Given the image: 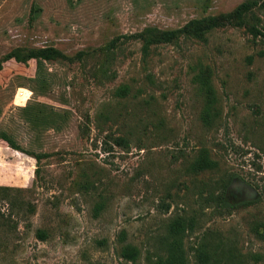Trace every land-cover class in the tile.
Masks as SVG:
<instances>
[{
	"label": "rangeland",
	"instance_id": "rangeland-1",
	"mask_svg": "<svg viewBox=\"0 0 264 264\" xmlns=\"http://www.w3.org/2000/svg\"><path fill=\"white\" fill-rule=\"evenodd\" d=\"M247 1L257 5L246 27L205 42L159 45L145 60L134 40L108 50L118 36ZM251 26L264 34V0H0V133L23 150L0 140V186L11 188L0 201L11 214L0 264H150L177 217L193 219L188 264L203 240L224 246L226 264H262L264 37ZM45 47L86 55L4 61ZM203 150L216 167L197 173ZM125 244L135 262L120 257Z\"/></svg>",
	"mask_w": 264,
	"mask_h": 264
},
{
	"label": "trees",
	"instance_id": "trees-1",
	"mask_svg": "<svg viewBox=\"0 0 264 264\" xmlns=\"http://www.w3.org/2000/svg\"><path fill=\"white\" fill-rule=\"evenodd\" d=\"M257 5L256 1H247L239 5L235 10L230 13L222 14L216 17H203L193 19L187 22L177 29H159L156 27H148L136 34L122 35L114 38L108 45V50L117 49L126 41L134 40L141 46L142 58L145 60L153 48L159 45L177 44L180 40H197L205 42L207 36L214 30L224 28L227 26H233L236 28L246 27V16ZM253 39H257L259 36L264 37V34L255 26H251L248 29ZM86 52H77L74 56L69 57L64 55L61 51L54 47H45L36 50H30L26 54L22 55L18 50L6 55L4 61L13 59L19 63H27L30 60H43V61H67L69 63L76 61H82ZM1 69V64H0ZM202 89L208 90L205 81L202 82ZM129 93L127 86H121L117 91L118 96H126ZM0 140L5 142L11 149L15 151L23 152V150L4 132L0 133ZM118 146L126 147V140L123 137H117L113 139ZM37 162L40 161L42 155L30 154ZM216 167V162L212 161L207 153L203 150L202 154L194 161L193 169L197 173H202L206 170H211ZM36 169V174H37ZM227 186H225L226 189ZM11 188L0 186V201L3 197H6L4 192L10 191ZM212 195H210L211 197ZM219 199H223L219 196ZM11 214L5 215L0 212V227L10 226ZM193 219L177 217L173 219L167 230V236L163 241L162 252L156 255L154 260H150V264H188L183 248V238L185 234H189L192 230ZM257 237L264 242V223L260 224L256 228ZM36 237L39 240H45L46 234L44 231H37ZM196 264H226V250L224 246L218 242L217 244L209 247L204 240L199 244L196 250ZM121 258L135 262L139 256L137 248L131 244L122 245L119 251ZM264 264V261L263 263Z\"/></svg>",
	"mask_w": 264,
	"mask_h": 264
}]
</instances>
